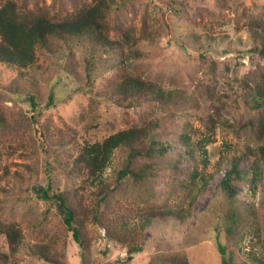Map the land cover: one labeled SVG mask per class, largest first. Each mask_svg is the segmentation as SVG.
Here are the masks:
<instances>
[{
    "label": "rangeland",
    "instance_id": "1",
    "mask_svg": "<svg viewBox=\"0 0 264 264\" xmlns=\"http://www.w3.org/2000/svg\"><path fill=\"white\" fill-rule=\"evenodd\" d=\"M41 1L42 7L52 11L72 10L65 0ZM225 1V6L217 0H117L114 4L113 21L132 25L137 32L143 27L145 15H158L162 20L161 35L155 40L144 39L140 45L144 55L136 62L134 71L176 93L170 104L155 109V116L172 152L183 150L170 140L183 128L191 131L195 142L205 145L206 165L197 164L196 168L208 182L204 186L200 176L188 180V175L175 177L162 168L153 181L158 194L156 204H164L168 197L169 205L190 206L187 218L154 220L146 230L148 242L144 251L136 254L132 262L124 261L126 250L109 242L98 227H89L92 247L84 257L80 245L69 234L63 249L66 264H149L157 255L175 252L186 254L190 264H222L224 251H234L233 264L249 263L244 253V246L249 249L245 245L248 238L239 242L243 252L226 239V202L219 183L232 158L258 143L248 133L237 134L220 124L211 133L206 119L220 100L225 102V109L219 107L221 115L231 123L237 125L251 116L239 98L243 92L240 79L257 67L258 58L250 52L252 43L244 23L264 12V0ZM201 39L204 47L200 46ZM69 47L70 51L62 47L56 54L38 50L36 63L22 72L0 67V112L12 126L6 135L0 132V210L2 218L16 221L24 235L14 256L20 264H49L34 256L31 247L46 238L44 234L51 235L60 223L57 210L41 200L32 187H72L78 181L65 173L60 164L65 159L61 155L52 149L47 153L32 141L30 137L38 140L34 138V124L51 121L53 129H76V143L83 147L102 141L138 117L130 109H126L129 115H125L123 109L98 96L87 81L90 74L91 79L101 78L100 86L110 84L114 79L110 59L98 62L75 43L69 42ZM55 82L57 90L51 106L50 90ZM32 93L37 96L33 101L29 99ZM183 162L182 171L187 172L190 160ZM116 165L114 159L105 176L110 177ZM244 165L241 168L246 169ZM176 180H185V184L171 194L170 184ZM236 188L241 201L253 202L260 210L264 230V183L255 193L249 191L247 184ZM130 195L144 213L146 197L137 199L135 191ZM0 251L8 252L3 235Z\"/></svg>",
    "mask_w": 264,
    "mask_h": 264
},
{
    "label": "trees",
    "instance_id": "2",
    "mask_svg": "<svg viewBox=\"0 0 264 264\" xmlns=\"http://www.w3.org/2000/svg\"><path fill=\"white\" fill-rule=\"evenodd\" d=\"M65 1L72 8L65 13L42 7L41 0L0 1V67L22 72L36 63L38 50L56 54L62 47L70 51L69 42L75 43L94 60L111 61L114 79L110 84L100 86V77L91 79L90 74L87 75L89 85L95 87L98 96L123 109L125 115H129L126 109H130L138 117L132 124L109 134L102 141L86 143L83 147L76 143V129H53L51 121L34 124V138L38 140L30 137L32 141L47 153L52 149L61 155L65 159L60 162L65 173L78 181L72 187H32L33 192L52 205L60 216L58 229L51 235L44 234L46 238L31 247L32 253L49 264H66L63 249L71 234L84 257L92 247L89 227L94 226L104 231L109 242L126 250L125 262H132L136 254L144 251L148 242L146 230L154 220H183L190 213V206L185 208L182 203L169 205L166 202L168 197L164 199V204H156L158 194L153 181L158 171L168 169L175 177L188 175V180L200 176L203 185H207L208 180L196 168L197 164L206 165L205 145L195 142L191 131L183 128L170 139L174 146L183 150L171 151L170 141L164 138L155 109L170 104L176 93L134 71L136 62L144 55L140 48L143 40H155L161 35L163 22L159 16L145 15L143 27L137 32L132 25L113 21L111 13L117 0ZM217 1L225 6V0ZM244 24L252 43L250 52L258 58L255 61L257 67L240 79L243 92L239 98L251 116L237 125L231 123L221 115L219 107L225 109V102L220 100L213 114L208 115L206 127L212 133L220 124L237 134L246 132L258 143L257 147L249 146L242 154L232 158L219 186L226 202L224 230L228 243L243 252L239 242L248 238L245 245L249 249L244 246L249 261L246 264H264L261 212L255 203L241 201L236 188L247 184L249 191L255 193L258 186L264 183V12L247 18ZM200 46L204 47L202 39ZM52 88L50 99L53 102L57 82ZM36 98V93L29 94L31 101ZM11 129V122L1 111L0 132L6 135ZM114 159L117 165L113 174L105 176ZM186 159L190 163L187 172H183L181 166ZM243 164L246 169L241 168ZM184 181H173L170 193L184 186ZM131 191L138 193L137 199L146 197L144 213L134 205L136 199L131 201ZM0 235L8 244V252L0 251V264H20L14 256L23 244L24 235L16 221L2 218L1 210ZM221 257L222 264H233L235 254L234 251H224ZM149 264L190 262L186 254L175 252L157 255Z\"/></svg>",
    "mask_w": 264,
    "mask_h": 264
}]
</instances>
